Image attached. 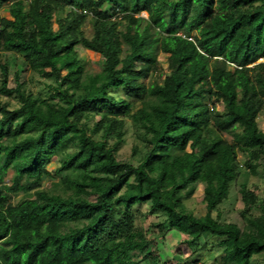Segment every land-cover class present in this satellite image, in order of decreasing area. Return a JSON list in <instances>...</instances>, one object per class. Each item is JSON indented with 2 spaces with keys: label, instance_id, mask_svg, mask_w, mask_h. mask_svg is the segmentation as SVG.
I'll return each instance as SVG.
<instances>
[{
  "label": "trees",
  "instance_id": "obj_1",
  "mask_svg": "<svg viewBox=\"0 0 264 264\" xmlns=\"http://www.w3.org/2000/svg\"><path fill=\"white\" fill-rule=\"evenodd\" d=\"M0 53L51 80L45 99L0 63V264H154L144 204L156 235L219 238L221 264L264 254V195L245 190L242 226L212 217L243 168L264 175V0H0ZM158 53L162 83L146 86ZM127 121L135 165L116 157ZM197 185L203 216L183 204Z\"/></svg>",
  "mask_w": 264,
  "mask_h": 264
},
{
  "label": "rangeland",
  "instance_id": "obj_2",
  "mask_svg": "<svg viewBox=\"0 0 264 264\" xmlns=\"http://www.w3.org/2000/svg\"><path fill=\"white\" fill-rule=\"evenodd\" d=\"M2 14H6V12L2 10ZM141 16L146 18L145 13H142ZM88 20L89 19H87L81 27L86 36H90L91 34V28ZM54 28H56V25H54ZM78 57L83 62L85 71L96 73L102 70L104 61L100 55L79 46ZM22 58V54L16 55L12 53H0V63L7 64L9 72L8 85H14V73L16 70H21L19 71L20 81L25 82V86L35 95L48 99L49 90L47 86L51 83V80L42 78L31 69L24 67L22 65ZM165 59L166 56L162 53L157 54L156 71L143 78V83L146 86L154 80L160 84L162 83L165 73L164 69L166 67ZM4 100L10 101L13 106L17 105V101L13 97L11 99L4 98ZM204 100L206 101V99ZM217 109L221 110L222 107L218 105ZM257 122L259 127L264 130V116H259ZM125 128L126 132L124 135V142L117 151L116 157L120 161H127L135 165L137 163L138 156L133 157L131 150L134 145H138L139 147H141V145L138 142L135 131L129 121L126 122ZM237 158L240 165H242L247 159V155L244 153H238ZM54 162L56 161L54 160ZM53 168H55L54 164L50 165L52 172ZM58 182L59 178L54 176L50 179H44L41 187L47 190L57 189ZM246 189H249L256 194V204H258L264 195V175L260 171L258 174L252 175L243 168L237 180L231 185L230 197L224 200L218 208L212 212V217L217 218L220 222L236 223L237 225L242 226L240 212L243 210L245 205L244 193ZM20 198V194L15 195L14 201H17ZM183 204L187 211H190L196 216H203L205 214V205L203 202L202 185H197L193 195L185 199ZM134 210L136 214L137 227L149 230L150 232L149 240L151 243L147 251H150L155 256L154 264H221L222 254L221 247L219 245V238L211 236L204 237L200 240L199 247L196 249L186 245L184 243L186 236L177 232L171 231L166 233L164 236L152 233V230L156 231L155 228H153V225L162 221L160 213H149V208L145 204L136 206ZM250 212L254 215L259 214V210L256 206L251 208ZM145 252L146 250L141 251L138 254L139 258H142ZM251 264H264V254L255 256Z\"/></svg>",
  "mask_w": 264,
  "mask_h": 264
},
{
  "label": "clouds",
  "instance_id": "obj_3",
  "mask_svg": "<svg viewBox=\"0 0 264 264\" xmlns=\"http://www.w3.org/2000/svg\"><path fill=\"white\" fill-rule=\"evenodd\" d=\"M261 60L263 61V59H261ZM261 60H260V61H258V62H262Z\"/></svg>",
  "mask_w": 264,
  "mask_h": 264
}]
</instances>
